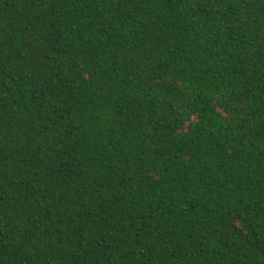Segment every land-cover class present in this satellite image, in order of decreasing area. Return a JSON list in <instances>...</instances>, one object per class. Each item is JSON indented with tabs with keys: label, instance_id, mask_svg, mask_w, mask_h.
Here are the masks:
<instances>
[{
	"label": "trees",
	"instance_id": "trees-1",
	"mask_svg": "<svg viewBox=\"0 0 264 264\" xmlns=\"http://www.w3.org/2000/svg\"><path fill=\"white\" fill-rule=\"evenodd\" d=\"M0 264H264V0H0Z\"/></svg>",
	"mask_w": 264,
	"mask_h": 264
}]
</instances>
